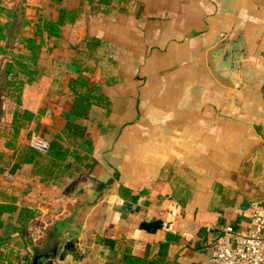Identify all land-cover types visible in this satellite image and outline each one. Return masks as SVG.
<instances>
[{"label": "crops", "instance_id": "1", "mask_svg": "<svg viewBox=\"0 0 264 264\" xmlns=\"http://www.w3.org/2000/svg\"><path fill=\"white\" fill-rule=\"evenodd\" d=\"M96 4L0 0V22L9 25L0 38V70L12 52H26L20 38L55 20L59 7L78 10L58 36L43 30L39 74L21 90V107L35 117L21 136L49 140L62 130L68 81L82 68L76 60L110 104L109 112L92 105L80 119L93 142L87 175L75 164L60 185L46 184L32 163L4 152L0 191L39 215L20 233L12 229L18 209L2 212L0 264H29L30 243L73 207L83 222L80 264H135L136 257L147 259L141 264H211L220 227L249 224L243 161L254 151L264 161V0Z\"/></svg>", "mask_w": 264, "mask_h": 264}, {"label": "trees", "instance_id": "2", "mask_svg": "<svg viewBox=\"0 0 264 264\" xmlns=\"http://www.w3.org/2000/svg\"><path fill=\"white\" fill-rule=\"evenodd\" d=\"M93 0H90L92 2ZM112 0H96V7L100 5H107ZM0 9H3L0 6ZM78 14L76 8H68L61 6L58 8V15L55 20L46 18L41 26L34 30L32 35H23L20 41L26 49V52L15 51L12 52L10 58L6 60L0 70V77L3 78L2 85L4 95L11 96L16 104L11 118V138L5 144L13 149L12 157L19 163H32L33 171L39 175L40 180L46 184L60 185L65 177H71L76 173L73 165H82L86 171H79V175L89 174L95 163L88 151L93 147L91 138L85 136L86 125L80 122L81 118L88 116L92 105L105 107L109 112V98L102 92L101 83L96 80L88 78L83 71L86 66L79 60L75 63L79 64L81 72L71 77L68 81V86L71 92L70 108L63 112L65 117V124L59 132L53 134L52 138L48 140V148L44 151H38L28 143L15 144V138L21 127L30 122L35 114L31 110L21 107V90L25 83H31L36 80L39 74L37 65V58L39 51L44 43L43 30H46L48 35L58 36L61 33V25L66 22H73ZM8 23L0 22V38L6 36L3 32L4 28H8ZM93 41L91 37L89 42ZM97 41V39H96ZM91 42V46L95 42ZM99 42V39H98ZM1 100V99H0ZM3 109L0 105V119L2 118ZM0 135L2 131L0 129ZM5 153L0 150V173L5 169L8 161L4 160ZM102 184H99V187ZM0 197L4 201H0V216L3 211H11L18 209L16 222L17 226L12 225V229H17L18 232L24 233L33 220L39 215V210L34 206L26 204H15V196L8 194L5 191H0ZM0 220V225H1ZM12 224V223H11ZM15 224V223H14ZM170 235L167 236L163 242L169 240ZM99 241L113 244L114 240L107 237L98 238ZM29 256H26V263L29 261ZM127 264H133L130 260ZM145 257H136L135 262L141 264L146 262ZM135 263V264H136Z\"/></svg>", "mask_w": 264, "mask_h": 264}, {"label": "water", "instance_id": "3", "mask_svg": "<svg viewBox=\"0 0 264 264\" xmlns=\"http://www.w3.org/2000/svg\"><path fill=\"white\" fill-rule=\"evenodd\" d=\"M259 152H252L243 161L239 175L240 187L252 200L264 197V161ZM82 229L78 207H73L72 212L65 211L30 243L29 264H80L84 258Z\"/></svg>", "mask_w": 264, "mask_h": 264}, {"label": "built area", "instance_id": "4", "mask_svg": "<svg viewBox=\"0 0 264 264\" xmlns=\"http://www.w3.org/2000/svg\"><path fill=\"white\" fill-rule=\"evenodd\" d=\"M28 144L38 151L48 148V140L38 134L29 138ZM175 214V208L170 211ZM171 222L168 218L166 226ZM211 264H264V197L250 203L249 224L243 228L223 225L220 227Z\"/></svg>", "mask_w": 264, "mask_h": 264}, {"label": "rangeland", "instance_id": "5", "mask_svg": "<svg viewBox=\"0 0 264 264\" xmlns=\"http://www.w3.org/2000/svg\"><path fill=\"white\" fill-rule=\"evenodd\" d=\"M0 81H2L1 83H3L2 77H0ZM4 93H5V91H3V87L1 85L0 86V99H1L0 105L3 109V114H2V118L0 119V129L2 131V135H0V150L10 154L11 152H13V149L11 147H9L8 145H6L5 143L8 140H10V138H11V125L10 124H11L12 113L16 107V104H15V102L11 96L5 97ZM23 127H25V126H23ZM21 128L18 131V134L15 138V144L16 145L29 142L30 136L27 137V135H28L27 132H25V134L21 136V134H20ZM26 140H27V142H26ZM6 149H7V151H5ZM7 153H6V155H7ZM78 179L79 178H75L73 180L72 184L68 183L67 185H65V187L62 188V191L65 190L66 187L69 188L68 190L72 189L74 187V185H76L78 183V181H79ZM82 180H85V178H83ZM28 258H30V255Z\"/></svg>", "mask_w": 264, "mask_h": 264}]
</instances>
